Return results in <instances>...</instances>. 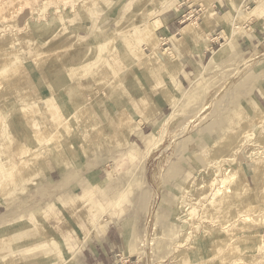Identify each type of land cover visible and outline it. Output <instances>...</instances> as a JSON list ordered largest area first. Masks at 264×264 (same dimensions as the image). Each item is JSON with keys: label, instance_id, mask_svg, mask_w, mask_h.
I'll return each mask as SVG.
<instances>
[{"label": "rangeland", "instance_id": "rangeland-1", "mask_svg": "<svg viewBox=\"0 0 264 264\" xmlns=\"http://www.w3.org/2000/svg\"><path fill=\"white\" fill-rule=\"evenodd\" d=\"M129 1L0 0V69L18 62L22 75L0 95L1 183L19 166V146L35 141L21 133L27 121L41 123L56 150L39 142L29 154L35 172L0 188V264H84L79 243L123 204L134 207L124 220L136 231L115 264H264V41L243 53L220 48L181 84L160 38L159 64L133 69L126 44L150 55L137 28L165 9L164 0ZM263 10L264 0H249L238 16ZM200 14L192 9L193 35L204 32ZM97 69L111 82L96 83ZM73 85L78 110L100 100L107 117L65 113ZM159 101L168 109L155 121ZM101 119L119 127L110 134Z\"/></svg>", "mask_w": 264, "mask_h": 264}, {"label": "crops", "instance_id": "crops-1", "mask_svg": "<svg viewBox=\"0 0 264 264\" xmlns=\"http://www.w3.org/2000/svg\"><path fill=\"white\" fill-rule=\"evenodd\" d=\"M171 1L164 0L159 9L165 10L149 19V23L152 25L155 35L164 40L162 46H167L166 50L172 53L174 63L172 65L166 63V66L181 84H186L192 72H195L208 57L212 58L213 53L219 50L222 45L232 46L236 51L243 53V51L260 46L264 41V10L260 18L248 19L249 21H242L240 17L236 16L239 9L242 10L249 5V0H198L195 3L194 0H185L186 2H176L175 7H169ZM129 2L127 7L130 11ZM197 6L201 9L197 23L203 22L201 17L203 6L211 7L221 17V22L210 19L204 32L193 35L186 31L187 37H183L184 30L193 20L192 9ZM232 24L234 25L232 26ZM171 37L183 41L174 49L170 41ZM158 104L159 109L153 115L155 121L168 109L166 103L162 104L159 101ZM128 122L130 123V121ZM147 126L148 124H143L136 131L143 133L142 130ZM133 134L136 135L135 132ZM62 184H65L64 180H62ZM121 209H123L121 212L119 210L114 213V220L107 216L109 218L107 219L108 226L98 222L94 224L96 227L91 229L85 240L79 243L84 264H115L117 262L116 254L129 247L130 239L133 238L131 234H134L136 230L133 228L134 222L126 221L124 218L126 219L125 216H128L134 207H130V204H123ZM128 226H132V228L129 230ZM130 263L133 262L130 261Z\"/></svg>", "mask_w": 264, "mask_h": 264}, {"label": "bare ground", "instance_id": "bare-ground-1", "mask_svg": "<svg viewBox=\"0 0 264 264\" xmlns=\"http://www.w3.org/2000/svg\"><path fill=\"white\" fill-rule=\"evenodd\" d=\"M139 0H136V2H138ZM12 2V1H11ZM134 7V6H133ZM137 9H139V10H142V8L140 7V6H137ZM238 9V8H237ZM239 15V10H238V14L236 15V16H238ZM239 17V16H238ZM202 19H203V22L202 23H198L199 25V27H201V29L202 30H204L205 31V28H206V26H207V24L209 23V21H210V19H214V21H216V22H221L220 20H221V17L219 16V15H217L213 10H212V8L211 7H205L204 8V11H203V15H202ZM232 21V20H231ZM226 23V22H225ZM145 24V23H144ZM235 24V23H234ZM234 24H232V26L234 25ZM235 26H237V25H235ZM123 25L121 26H119L118 28H117V32H119V33H123L124 32V30H123ZM137 30H139V32H140V36H141V38L145 41V45H146V47L150 50V55H146L142 50L141 51H136V49L135 50H133L130 46H129V44L127 43L126 45L129 47V50L131 51V54H132V56H133V59H134V62L132 63L133 64V69L135 70V68H137V67H139V68H142V69H144V68H149L150 66H152V65H158L159 64V59H158V48H159V46H160V44H161V40L155 35V32H154V29H153V27H152V25L150 24V23H146L144 26H142V27H138L137 28ZM189 32V33H192V34H194V32H195V28H194V26L192 25V24H190V25H188L187 27H186V29L184 30V32H183V37H187V35H185V32ZM232 34V33H231ZM230 38V37H229ZM112 40L111 41H109V42H107V46L109 45V46H111L113 43H114V38H111ZM8 41V40H7ZM6 41V42H7ZM182 41L183 40H180V39H176V38H172V42H173V44H174V48H177V46L179 45V44H181L182 43ZM8 43L10 44V42L8 41ZM8 44V45H9ZM10 46V45H9ZM3 47V46H2ZM32 48V47H31ZM222 49H224V48H226V49H228V47H227V45H225V46H222L221 47ZM179 49H180V47H179ZM221 49V50H222ZM34 51V50H33ZM225 51V50H224ZM45 53H43V55H44ZM41 55V54H40ZM40 55L38 56V57H40ZM115 55V54H114ZM218 57H220V54H219V51H216V52H214L213 53V57H212V60L215 58H218ZM12 58V57H11ZM38 59H40V58H38ZM0 60H1V58H0ZM4 60H6V62L5 63H7V58H4ZM12 60V59H11ZM10 60V61H11ZM14 61V60H13ZM1 62V61H0ZM9 62V61H8ZM16 62H17V60H16ZM39 63H40V61H39ZM19 67H21V65H18V62H17V64H13V65H11V64H9V65H6V66H4V67H2V69H0V95H6V93H8L7 95H9V91H10V89H11V87L12 86H15V84H17L18 82V80L16 81V82H14L13 80L15 79V77H20V78H22V75L20 74V70H19ZM130 71V70H129ZM147 71V70H146ZM96 76H95V78H96V80H97V82L96 83H98L99 85L101 84V83H108V82H111V80L110 79H108V81L107 82H105L104 81V78L103 77H101L100 76V72H98V69H97V71H96V74H95ZM119 79V78H118ZM119 80H121V79H119ZM7 89H8V91H7ZM70 90H73V92H74V94L72 95V96H69L68 98H66L65 99V104H64V108H63V111L66 113V112H68V113H70V112H74V111H77V117L79 118L80 117V119L83 117L84 118V116H85V112H87V114H89V115H92L93 114V112H98L99 114H101V113H103V114H105L106 116H104V117H107V114L108 113H105V112H107V111H105V110H103V107H104V104H102L101 102L102 101H100V100H98V101H96L95 103H93V104H91V107H90V110L88 111V108H86V109H83V110H81V109H79L78 110V103H79V99H82V97H81V95H80V93L78 94V89H80V88H78L77 89V87L75 86V85H73L72 87H70L69 88ZM80 91V90H79ZM59 92V91H58ZM62 93V92H61ZM67 92H65V93H62L63 95H65ZM97 93H98V91H97ZM104 93V92H103ZM68 94H72V93H68ZM106 96V95H105ZM90 98V97H89ZM90 100V99H89ZM49 101H50V98H49ZM51 103H53V101H52V98H51ZM37 104V103H36ZM43 107H44V110H49V108H50V103L48 102V101H45V102H43ZM51 106H54V104L53 105H51ZM24 109V108H23ZM22 109H20L19 111H21ZM84 111V113L82 114V112ZM100 111H101V113H100ZM262 111L264 112V108L262 109ZM58 113V112H57ZM39 114V113H38ZM256 114H258V113H255V115ZM264 114V113H263ZM59 115V114H58ZM64 115V114H63ZM59 116V118L58 119H60L61 120V131L62 132H64V133H67V134H69L70 135V133L69 132H71L70 131V127H69V130H68V128L66 127V124L68 125V123H69V120H67V118L65 117V116ZM121 118L120 119H122V118H126L127 117V120H128V118H129V115L127 114V112H125L124 111V109H121ZM263 117V119H264V115H262ZM61 117H63L64 119L62 120V118ZM170 117V116H169ZM52 118V117H51ZM72 120L74 121V118H72ZM166 120H168V119H166ZM170 120V119H169ZM43 121V120H42ZM261 121V120H260ZM101 122H103L104 124V130H107V132H109L110 134H112V133H114V129H116V128H118L119 126H118V124H117V122H119L118 121V119H110L109 120V122L108 121H104V120H102L101 119ZM23 123H24V121H23ZM100 125V124H99ZM24 126L26 127H24L23 128V131L21 132V133H23L24 135L26 134L27 136H30V138L32 139H35V141H34V143L32 144V145H30L29 143H27L25 146H19V148L15 151L16 153H15V159L17 160V163H19V166L18 165H16V164H12L11 163V165H12V169L11 170H13V171H10V175H9V179L7 178V180H6V183L5 182H3V183H1L2 181H4V180H0V188H5V186H6V184L7 183H12L13 181H14V178L15 177H19L18 176V174H22V173H25V171H26V173L27 174H30V173H33V172H35V166L32 164V162L29 160V154H31L32 152H34L35 150H36V146L38 145V143L39 142H46L47 143V145H48V147H49V149L51 150V151H53V152H56V150H55V148H54V146H52V144L50 143V141H48L47 140V138H45V136H47V135H45L44 136V131L42 130L43 128L41 127L42 125H41V123H39L37 120L36 121H32V122H26V123H24ZM69 126V125H68ZM118 126V127H117ZM56 127H58V126H56ZM87 128V127H86ZM47 131V130H46ZM8 134V133H7ZM6 134V135H7ZM56 135V141H57V139H58V141L59 142H62L63 143V141L64 140H68V139H65V138H62V133H58V131H56V133H55ZM99 134H101V133H99ZM5 135V136H6ZM8 137V136H7ZM71 137V136H70ZM94 137V136H93ZM51 138V137H50ZM126 138V137H125ZM30 140V139H29ZM70 141V140H69ZM11 143V142H10ZM224 144H225V142H223ZM222 143V144H223ZM68 144V147H70V144H69V142L67 143ZM223 144V145H224ZM227 144V143H226ZM63 146H64V143H63ZM14 154V153H13ZM263 166H264V164H263ZM264 168V167H263ZM256 170H255V172L257 173V174H260V171H259V168H258V165H256V168H255ZM2 172V171H1ZM225 174H227V179H228V182L229 183H233L235 180H236V175H235V173L234 172H232V173H228L227 171H226V173ZM245 201L246 202H249V198H246L245 199ZM240 220V219H239ZM237 221V220H236ZM260 224V223H259ZM251 225V224H250ZM262 225V224H261ZM255 229V228H254ZM256 240H252V241H250L249 243L247 242V244H251V245H253V244H255V243H257V241H258V239H260V238H262L261 236H259V235H256V237H254ZM254 246V245H253Z\"/></svg>", "mask_w": 264, "mask_h": 264}]
</instances>
